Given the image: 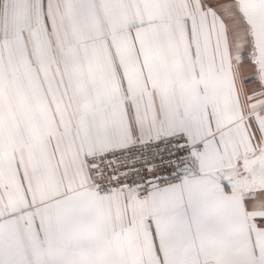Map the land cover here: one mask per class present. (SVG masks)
<instances>
[{"label": "snow or ice", "instance_id": "obj_1", "mask_svg": "<svg viewBox=\"0 0 264 264\" xmlns=\"http://www.w3.org/2000/svg\"><path fill=\"white\" fill-rule=\"evenodd\" d=\"M0 264H264V0H0Z\"/></svg>", "mask_w": 264, "mask_h": 264}]
</instances>
